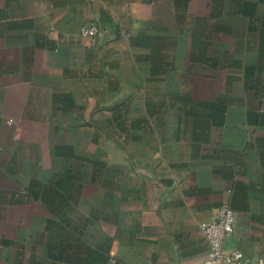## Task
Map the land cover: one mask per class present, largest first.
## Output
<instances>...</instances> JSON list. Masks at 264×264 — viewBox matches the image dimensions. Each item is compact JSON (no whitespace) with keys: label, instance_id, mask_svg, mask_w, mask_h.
I'll use <instances>...</instances> for the list:
<instances>
[{"label":"crops","instance_id":"1","mask_svg":"<svg viewBox=\"0 0 264 264\" xmlns=\"http://www.w3.org/2000/svg\"><path fill=\"white\" fill-rule=\"evenodd\" d=\"M222 205L264 259V0H0V264H203Z\"/></svg>","mask_w":264,"mask_h":264},{"label":"built area","instance_id":"2","mask_svg":"<svg viewBox=\"0 0 264 264\" xmlns=\"http://www.w3.org/2000/svg\"><path fill=\"white\" fill-rule=\"evenodd\" d=\"M99 30L96 21L91 20L81 26L80 34L84 37H94ZM233 223L234 211L229 205L218 207L213 219L200 223L201 232L209 243V250L203 264H264L262 258L251 262L240 250L225 251L223 249L224 238L232 232Z\"/></svg>","mask_w":264,"mask_h":264}]
</instances>
